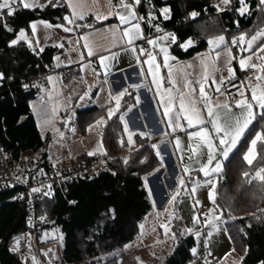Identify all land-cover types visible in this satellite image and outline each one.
Here are the masks:
<instances>
[{
  "label": "trees",
  "instance_id": "trees-1",
  "mask_svg": "<svg viewBox=\"0 0 264 264\" xmlns=\"http://www.w3.org/2000/svg\"><path fill=\"white\" fill-rule=\"evenodd\" d=\"M217 1L141 0L137 9L143 17L141 22L146 35L172 29L177 38L172 51L180 58H187L204 49L207 38L222 33L212 13V6ZM254 3L255 0L250 1L251 6ZM52 7L58 8L55 20L63 22L68 8L63 0H52V4L38 10L18 8L12 16L5 14L4 20L13 31L6 30L0 23V71L5 76L0 86V145H7L15 158L22 151L31 150L41 169L51 166L47 159L51 138L41 136L31 114L34 90L23 91L19 83L44 72L53 64V56L58 50L47 45L43 51L35 53L27 49L25 42L10 46V41L18 29L28 28L37 12ZM163 7L171 9L168 19L161 14ZM204 7L208 9L206 12ZM192 12L197 15L192 17ZM223 18L230 37L240 33L249 36L264 24V16L259 10L245 16L233 8L225 12ZM85 21L87 23L78 26L79 30L101 25L110 19L98 22L87 18ZM199 34L203 38L201 41L186 50L180 48L186 38L195 39ZM125 108L126 105H122L111 119L107 117L103 122L100 152L82 153L72 160H86L97 165L93 174L74 180L65 191L56 187L50 197L36 205L37 213L46 216V221L39 226V233L54 229L62 236L60 261L63 264H145L140 256L145 247L130 250L124 247L136 238L139 222L151 209L144 176L160 164V157L148 138L139 132L132 135L135 144L128 147V137L119 118ZM101 110L97 107L80 110L78 118H85L81 126L92 120L87 116ZM260 112H256L254 120L224 161L222 171L215 174L216 187L213 189L214 200L233 249L240 256V264H264V181L255 177L256 171L264 167V145L257 143L251 165L244 159L250 141L257 133H264V117ZM26 212L25 199H19L17 188L0 190V264H27L10 250L13 238L26 229ZM172 220L177 238L169 244L175 250L164 263L185 264L192 258L193 238L181 235L180 221Z\"/></svg>",
  "mask_w": 264,
  "mask_h": 264
},
{
  "label": "crops",
  "instance_id": "crops-1",
  "mask_svg": "<svg viewBox=\"0 0 264 264\" xmlns=\"http://www.w3.org/2000/svg\"><path fill=\"white\" fill-rule=\"evenodd\" d=\"M63 1L68 8V13L64 17L70 16L72 9L68 6L69 0ZM258 1L260 3V0ZM39 2L47 4V0H39ZM127 2H131V0H127ZM137 6L135 7V15L140 17ZM38 9L40 8L29 10ZM76 11L78 13L82 12L84 19L76 18L74 24H68L65 20L63 22L56 21L55 15L58 8L52 7L37 12L29 22L28 28H20L25 29L29 39H32L29 25L31 22H37V37L40 43L39 47L36 48L44 49L47 45L55 46L58 52L53 56V64L67 67L69 71L67 76L62 71L50 73L47 81L41 87V94L35 95L30 101V111L41 136L51 138L47 147L49 163L51 165L68 163L82 153L96 154L100 152L102 149L100 141L101 126L108 117L110 109H113L114 114L117 112L112 97L126 89L127 94L120 101V107L126 105V108L120 113L119 118L127 136L135 132L144 133L143 136H146L152 145H157L155 151L159 153L160 164L144 176V181L147 179L148 192L151 189V195H149L151 209L155 208L160 218L165 216L164 224L169 229L165 234L168 238L170 237V240L163 239L161 225L153 222L151 223V230L154 236L159 234V242L153 244V242H147V240L138 246L126 247L125 250L140 247L147 249L151 246L153 248L150 249L149 253H143L144 249L140 252L142 263L147 261L154 249L172 240V219L175 218L181 223L180 234L184 237L190 236L193 238L192 258L185 264H240V256L233 250L232 241L226 232L220 210L216 202L213 203L209 198L210 190L213 196V189L207 181L211 179L215 184L216 173H213L211 177H206L199 170L201 165L207 162L208 149L206 146L198 148V145H200L198 138L189 139V135L198 131V127H188L184 119L179 121L182 128L170 127L167 118L163 115L164 108L161 101L166 102L171 97L174 101L172 108L178 112L181 94H184L185 107H188L190 100L196 99L197 110L206 116V109H204L199 98V85L195 81L203 78L205 75L204 66H207L209 79L205 83V92L211 96L213 103L217 101L221 104L228 103L231 107L230 112L223 108L214 109V111L220 112L222 116L225 113L231 116L239 115L242 109L230 104L226 94L220 95L223 92L216 91L217 84L213 80L218 81L221 77H229V67L232 68L233 74L236 76L237 69L242 70L239 64L241 57L251 56V60L246 59V63L256 64L257 66L264 65V53L260 51V45L264 44V36L257 39L253 44L252 51L249 52L245 42H241L238 46L232 45L230 39L224 34H216L206 39L204 49L187 58H180L172 51V46L175 43L172 42L170 37L165 38L167 34H173L176 37L172 29H162L149 36L145 33L141 19L133 20L132 24L139 23L142 38L146 36L147 41L150 39L157 41L155 46L149 44L155 61L144 63L148 60V55L144 56L142 61L137 59L139 58L142 38H137L132 44H128L127 38L122 37L123 29L130 28V25L120 24L117 13L125 14V10L119 6V0H76ZM261 13L264 16V6H262ZM105 16L108 18L104 19ZM97 17L100 18L97 19ZM87 18L98 22L109 19L110 21L92 28L79 30L78 26L87 23L85 21ZM39 21L48 22L53 27L45 28L42 24H39ZM55 25H63L71 28L72 31L65 32L63 27H55ZM20 29L17 30L13 39H16ZM262 29H264V24L249 36L244 33L237 36L239 38L244 35L247 40ZM221 35L225 37V44H221L219 47H216L215 44H209V40ZM189 39L192 40L191 46L195 45L194 39L188 37L180 44L182 50L191 47H181ZM33 45L35 46L34 39ZM85 45H88V47H85ZM89 48L93 55L88 54ZM133 48L136 49L135 52H133ZM161 48H166L167 52H161ZM253 52H255V55L252 54ZM216 53L220 54L218 58ZM166 55L167 62L165 63ZM229 55L234 57L230 65L228 63ZM100 56H114L115 58L105 61L107 65V68H105L100 64ZM57 57L59 59H56ZM150 67L155 76L149 72ZM249 69L242 70L249 91L248 97L251 96L249 85L260 83L255 80V76L263 75L260 67L252 68V71H249ZM50 77L51 80H49ZM250 77L252 79H249ZM147 78L150 81L149 91L144 87ZM2 82L3 80L0 81V86ZM186 82H191V87L195 88L196 92L189 94L190 89L185 87ZM168 89H171L170 93L166 91ZM261 89H264V83H260L257 94ZM86 93L87 95H85ZM80 97L84 98L80 99ZM95 107L102 108V110L97 114L93 112L87 116L86 118L91 117L92 120L86 126H81L80 123L85 121V118L79 119L78 112L83 109H94ZM53 109L56 110L55 114H53ZM256 112H260V109L254 106V113L256 114ZM102 118L103 121L98 124L97 121H101ZM46 121L48 123H45ZM125 123L127 124V130L125 129ZM207 127L211 132V125H207ZM145 131H148V133ZM220 135L222 136L223 133ZM177 139L180 141L179 145L176 144ZM213 144H219V136L214 133ZM250 144L251 141L244 156L248 153ZM190 146L191 149H197L195 155ZM253 155L255 158L256 149ZM57 160H60V162L57 163ZM217 160L221 161L223 167L225 160L219 156L218 152L213 165ZM185 168L188 169L187 172L184 171ZM192 173L195 174L192 175ZM181 179L183 180L182 185L180 184ZM174 189L176 190L174 191ZM173 196H175L174 200L172 199ZM197 201H199V204H197ZM200 214L204 215L205 219L202 222L199 219L198 223H194L193 217L199 218ZM140 222L136 238H138L140 232L145 230L144 225H141ZM187 229H192V232H187ZM193 248L196 249L195 254H193Z\"/></svg>",
  "mask_w": 264,
  "mask_h": 264
},
{
  "label": "snow or ice",
  "instance_id": "snow-or-ice-1",
  "mask_svg": "<svg viewBox=\"0 0 264 264\" xmlns=\"http://www.w3.org/2000/svg\"><path fill=\"white\" fill-rule=\"evenodd\" d=\"M231 2V0H222V3L227 5ZM140 0H131V2H127V0H119V6L123 7L125 10V14L117 13V16L119 18L121 25H130V28L123 29L122 37L127 38V43L132 44L135 39L142 38L140 34V25L139 23L132 24L133 20L143 19V17H137L135 15V7L139 5ZM47 4H52V0H47ZM47 4H41L39 0H0V23H3V26L8 31H13L11 28L8 27L7 22L4 20L5 14L8 16H12L15 14V12L18 10V8L22 7L24 9H35L37 7L43 8L46 7ZM240 7L238 11L241 14H244L247 11V4L246 0H239ZM260 4L264 6V0H260ZM53 6H56L53 4ZM71 9V15L65 16L64 20L68 22V24H74L75 19H84V14L82 12L78 13L76 11V0H69V5ZM5 10L6 13H5ZM161 14L164 16L165 19H168L170 17L171 9L168 7H164L161 10ZM192 17H195L197 15L196 12H192L190 14ZM100 17H97L99 19ZM104 19H107L108 17H103ZM39 24H42L45 28H52L53 25L45 22V21H39ZM37 22H31L29 27L31 29L32 33V39H29L27 35V31L25 29H20L19 33L16 37V39H13L10 42V46H15L20 42H25L30 48H33L35 51L36 47H39V38L37 37ZM55 27H63V30L65 32L72 31L71 28L64 27L63 25H55ZM261 36H264V29L257 32L255 35H252L249 39L246 40L244 35H241L237 40H233L232 43L234 45H240L241 42H245L247 44V51L251 52L253 48V44L257 41V39ZM170 37L172 42H176V37L173 34H167L168 38ZM33 39L35 40V46L33 45ZM148 44L150 45H156L157 41L154 40H148ZM209 44H215L216 47H219L221 44H225V37L224 36H217L213 38L212 40H209ZM192 45V40L189 39L184 45H181V47L187 48ZM61 47L63 45H60ZM85 47H88V45H85ZM133 52L136 51L135 48L132 49ZM161 52L166 53V48H161ZM40 51H43V48H40ZM140 53L148 55V60L144 61V63L154 62L155 57L152 56V54L145 53V50L141 48ZM260 51L264 53V44L260 45ZM89 55H93V52L89 48ZM255 55V52L252 53ZM219 53H216L217 58L219 57ZM115 57H107V56H100V64L107 68V65L105 64V61L109 59H114ZM56 59H59L58 57ZM139 59V58H137ZM234 59L231 55H229V65L231 64V60ZM246 59L248 61L251 60V56L244 58L241 57L239 60V64L242 70H246L247 68H257L260 67L264 69V65L257 66L256 64L252 63H246ZM167 62V55L165 56V63ZM167 66V65H166ZM191 67V65H189ZM143 73V69L141 70ZM205 75L201 80L195 81L196 84L199 85V98L200 101L203 103L204 109H206V116L203 115L200 111L196 108V99H192L189 101L188 107H185L184 103V94H181V101H180V109L179 111H174L172 108V105L174 103L173 99L171 97L168 98V100L161 101V105L164 108L163 115L167 118V122L170 127L174 128H182V125L179 123L181 119H184L187 122L188 127H198V131L195 133H192L189 135V139L191 140L193 137H196L200 141V145H198V148L201 146H206L208 149L207 153V162L206 164H202L201 168L199 169L204 173L206 177H211L213 173L219 174L222 171V165L221 161L217 160V162L213 165V161L216 160V153L218 152L219 156L222 157V159L226 160L229 156V153L232 152V150L236 147L239 139L243 136L244 132L247 130L248 126L252 123V120L255 118L254 113V106L260 110H264V89H261L259 94H257V89L260 87V83H264V75H257L255 76V80L259 81L260 83L255 85H249L251 96L248 97L245 95L244 91H239V98L236 96L233 97L235 100V105L238 108H241L242 111L237 116H231L225 113L223 116L220 112L214 111V109H227L228 112L231 111V107L228 103L221 104L220 102H212L211 96L205 92V83H207L209 79V73H208V67L204 66ZM229 71V77L228 80L235 79V76L233 74V70L231 67L228 68ZM149 72L155 76V73L151 72V67L149 68ZM171 75V74H170ZM5 78L4 73L0 72V81H2ZM52 78L50 77L49 80ZM224 77H221L218 81L213 80L214 83L217 84L216 91L219 92V86L223 85L225 82ZM249 79H252L251 77ZM243 83V82H242ZM27 87V85H25ZM138 87V86H134ZM185 87L190 89V93L196 92L195 88L191 87V82H186ZM167 92H171V89L166 90ZM127 94V90H123L119 92L115 97H112V99L115 101V111H118L120 108V101L122 97ZM87 95V93L85 94ZM220 95H225V93H220ZM84 97H80V99H83ZM55 109H53V114H55ZM159 111V109H158ZM190 113V114H187ZM114 114L113 109L109 110L108 118L111 119L112 115ZM260 115L264 117V111L260 112ZM123 119V117H121ZM103 121V118L101 121H97V123H101ZM175 122V123H174ZM45 123H48L46 121ZM207 125H211V132L209 131V128ZM125 129L127 130V124L125 123ZM213 133L216 136H219V144L214 145L213 144ZM223 133L221 136L220 134ZM132 135L134 133L129 135L128 142L131 144L132 141ZM140 135H145L144 133H140ZM261 142L262 145H264V133H257L255 138L251 140L250 147L248 149V153L244 156V159L248 162V164H252L254 159V152L257 146V143ZM176 144L179 145L180 141L179 139L176 140ZM157 145H153V148H156ZM191 149V146H190ZM215 149V151H214ZM193 154L195 155L197 152V149H191ZM93 153H89V155H92ZM106 155V152L104 153ZM159 154V153H157ZM191 158V157H190ZM125 163H127V160L125 159ZM185 172L188 171L187 168L184 169ZM248 173H245V176H247ZM255 177H258L261 181H264V167H260L256 173ZM208 184L212 185V189L216 187V185L212 182L211 179L207 181ZM180 184H183V180H180ZM145 185L147 186V179H145ZM39 188H33L32 192H39ZM195 191V189H193ZM48 193H45L47 195ZM149 195H151V189H149ZM22 198V197H20ZM209 198L215 203V200L212 196V192L210 190ZM175 199V196L172 198ZM197 204H199V201H197ZM43 219V218H42ZM218 219V217H217ZM193 222L198 223L199 218L194 216ZM162 227L165 228V232L169 231L167 228V225H162ZM187 232L191 233L192 229H187ZM171 238L175 241L176 240V233L171 234ZM16 249L14 248L13 251ZM234 250V249H233ZM193 254H195L196 249H192ZM247 254V250H245V255Z\"/></svg>",
  "mask_w": 264,
  "mask_h": 264
},
{
  "label": "built area",
  "instance_id": "built-area-1",
  "mask_svg": "<svg viewBox=\"0 0 264 264\" xmlns=\"http://www.w3.org/2000/svg\"><path fill=\"white\" fill-rule=\"evenodd\" d=\"M251 0H246L247 11L243 14L249 16L255 10L262 11V6L258 0H255L253 6L250 5ZM239 0H231L227 5L222 3V0L217 1L212 6L213 17L219 22L222 34L230 39V44L233 40H237L238 36L230 37L224 22L223 14L231 9H239ZM208 9L204 7L206 12ZM240 13V12H239ZM241 14V13H240ZM239 26H237V29ZM147 37L143 36L141 40V48L145 53H151V46L147 42ZM203 38L199 34L194 39L195 44ZM65 44V43H64ZM27 49L34 51L27 45ZM40 49L35 48L36 53ZM139 60L142 61L146 54H141L139 51ZM253 69L250 68L249 71ZM62 71L66 76L69 74L67 67H60L51 64L46 70L32 78L21 80L19 86L23 91L33 89L34 94H41V87L47 81L50 73ZM228 78V77H227ZM225 79L223 85L219 86V91L225 93L230 104L235 105L234 96L239 98V91H244L245 95L249 94L244 80V71L237 69L235 79ZM243 82V83H242ZM27 85V87H25ZM145 89L150 90V81L147 78L145 81ZM148 133V131H145ZM95 169V165L86 160H75L68 163L53 164L46 169L39 168V161L31 150H24L19 157L15 158L11 149L7 145H0V190L5 188L15 187L18 189L19 199L24 198L26 202V229L12 240L10 250L18 256L20 261L27 264H46L43 259L42 251L37 244L39 226L46 221V216L38 214L36 205L42 199L50 197L56 187L65 191L70 183L78 178L90 177ZM195 173H192V175ZM187 187L188 184L186 183ZM33 188H39V192H32ZM176 189H174L175 191ZM45 193H48L45 195ZM22 197V198H20ZM43 218V219H42ZM199 219L202 222L205 216L200 214ZM16 249L13 251V249ZM174 246L169 243L161 244L157 249H154L145 261V264H163L174 253Z\"/></svg>",
  "mask_w": 264,
  "mask_h": 264
},
{
  "label": "rangeland",
  "instance_id": "rangeland-1",
  "mask_svg": "<svg viewBox=\"0 0 264 264\" xmlns=\"http://www.w3.org/2000/svg\"><path fill=\"white\" fill-rule=\"evenodd\" d=\"M66 130V129H65ZM129 138V136H127ZM133 143H129V148L135 144L134 139L132 138ZM126 151H124L125 154ZM60 162V160H57V163ZM64 164V163H63ZM97 165H95L96 167ZM159 166V165H158ZM157 166V167H158ZM156 167V168H157ZM155 168V169H156ZM165 216L161 217L159 214L156 213V209L153 208L149 211V213L145 216V218L140 222L141 225H144L145 230L143 232H140V235L138 238L133 239L129 243H127L126 247H135L140 245L143 241L147 242H153V244H157L159 242V234H156L154 236L153 231L151 230V223L156 222L161 225V229L163 230L162 236L164 240H170V237L168 238L165 234V228L162 227L164 224ZM168 238V239H167ZM61 243H62V236L61 234L54 230V229H44L41 233H39L37 237V244L39 245L42 254L43 259L45 260L46 264H63L60 261V250H61ZM166 243V242H165ZM151 246H149L147 249H144L143 253H149L151 250Z\"/></svg>",
  "mask_w": 264,
  "mask_h": 264
},
{
  "label": "water",
  "instance_id": "water-1",
  "mask_svg": "<svg viewBox=\"0 0 264 264\" xmlns=\"http://www.w3.org/2000/svg\"><path fill=\"white\" fill-rule=\"evenodd\" d=\"M17 236H15L13 239H15Z\"/></svg>",
  "mask_w": 264,
  "mask_h": 264
}]
</instances>
